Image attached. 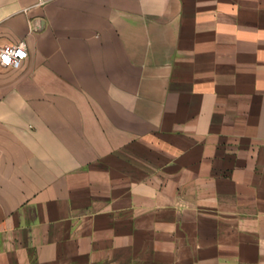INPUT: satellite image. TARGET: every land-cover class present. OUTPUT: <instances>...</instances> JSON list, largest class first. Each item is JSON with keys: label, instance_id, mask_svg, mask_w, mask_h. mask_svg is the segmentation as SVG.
<instances>
[{"label": "crops", "instance_id": "crops-1", "mask_svg": "<svg viewBox=\"0 0 264 264\" xmlns=\"http://www.w3.org/2000/svg\"><path fill=\"white\" fill-rule=\"evenodd\" d=\"M0 264H264V0H0Z\"/></svg>", "mask_w": 264, "mask_h": 264}, {"label": "built area", "instance_id": "built-area-1", "mask_svg": "<svg viewBox=\"0 0 264 264\" xmlns=\"http://www.w3.org/2000/svg\"><path fill=\"white\" fill-rule=\"evenodd\" d=\"M28 57V51L24 41L8 43L0 49V62L4 66L18 68Z\"/></svg>", "mask_w": 264, "mask_h": 264}]
</instances>
